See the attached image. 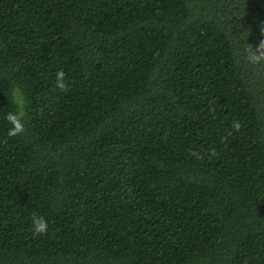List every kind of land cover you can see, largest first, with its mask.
Returning <instances> with one entry per match:
<instances>
[{
  "label": "trees",
  "instance_id": "16d2710c",
  "mask_svg": "<svg viewBox=\"0 0 264 264\" xmlns=\"http://www.w3.org/2000/svg\"><path fill=\"white\" fill-rule=\"evenodd\" d=\"M0 264H264V0H0Z\"/></svg>",
  "mask_w": 264,
  "mask_h": 264
},
{
  "label": "clouds",
  "instance_id": "9594fccd",
  "mask_svg": "<svg viewBox=\"0 0 264 264\" xmlns=\"http://www.w3.org/2000/svg\"><path fill=\"white\" fill-rule=\"evenodd\" d=\"M65 74L63 71H58L56 73V86L60 89L66 87L65 83ZM22 115V114H21ZM10 123L13 124V128L9 130V135H17L24 131V125L19 116L9 115L7 117ZM239 129V124L235 126ZM32 230L36 235L44 234L48 231V222L43 216H33L32 217Z\"/></svg>",
  "mask_w": 264,
  "mask_h": 264
}]
</instances>
